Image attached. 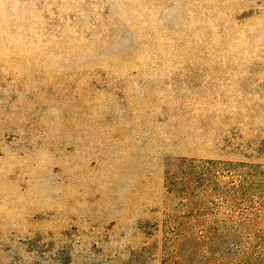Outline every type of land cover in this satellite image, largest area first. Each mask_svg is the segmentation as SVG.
I'll return each instance as SVG.
<instances>
[{"label":"rangeland","instance_id":"1","mask_svg":"<svg viewBox=\"0 0 264 264\" xmlns=\"http://www.w3.org/2000/svg\"><path fill=\"white\" fill-rule=\"evenodd\" d=\"M0 264H264V0H0Z\"/></svg>","mask_w":264,"mask_h":264}]
</instances>
